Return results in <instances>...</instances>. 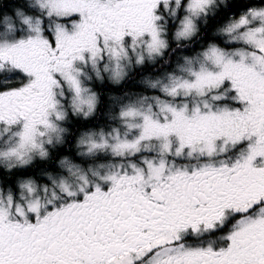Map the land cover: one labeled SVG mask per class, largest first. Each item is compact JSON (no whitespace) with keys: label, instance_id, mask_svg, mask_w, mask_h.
<instances>
[{"label":"snow or ice","instance_id":"obj_1","mask_svg":"<svg viewBox=\"0 0 264 264\" xmlns=\"http://www.w3.org/2000/svg\"><path fill=\"white\" fill-rule=\"evenodd\" d=\"M0 264H264V0H0Z\"/></svg>","mask_w":264,"mask_h":264},{"label":"flooded vegetation","instance_id":"obj_2","mask_svg":"<svg viewBox=\"0 0 264 264\" xmlns=\"http://www.w3.org/2000/svg\"><path fill=\"white\" fill-rule=\"evenodd\" d=\"M140 78V74L139 73H135L133 74V76L131 77V79H139ZM130 87V84H125L123 88L121 89H114V88H99L98 91H100L101 93H107V92H117V91H124L125 89L129 88ZM133 90H136V91H139L140 89H133ZM35 169L32 168V169H28L26 170V172L24 173H19L20 175H26V174H31L32 172H34Z\"/></svg>","mask_w":264,"mask_h":264}]
</instances>
